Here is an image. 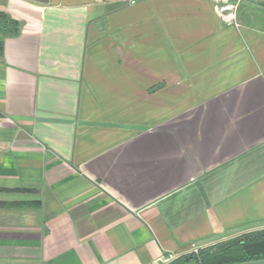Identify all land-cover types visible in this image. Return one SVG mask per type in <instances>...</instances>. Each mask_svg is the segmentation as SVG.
<instances>
[{
	"label": "crops",
	"instance_id": "1",
	"mask_svg": "<svg viewBox=\"0 0 264 264\" xmlns=\"http://www.w3.org/2000/svg\"><path fill=\"white\" fill-rule=\"evenodd\" d=\"M232 1L0 0V264L214 263L264 230V10Z\"/></svg>",
	"mask_w": 264,
	"mask_h": 264
},
{
	"label": "trees",
	"instance_id": "2",
	"mask_svg": "<svg viewBox=\"0 0 264 264\" xmlns=\"http://www.w3.org/2000/svg\"><path fill=\"white\" fill-rule=\"evenodd\" d=\"M0 26L2 30H6L8 34L14 35L16 33V23L8 19L5 15L0 14ZM3 32V31H2ZM253 234V235H252ZM252 236L244 235L246 238L243 242L238 244L222 243L213 247L211 251H214L221 258V260L214 263H207L200 257V251L197 254H192L199 259L200 264H232L238 262H244L249 260H257L264 258V230L261 233H252ZM234 245V246H232ZM235 246H237L235 248Z\"/></svg>",
	"mask_w": 264,
	"mask_h": 264
},
{
	"label": "built area",
	"instance_id": "3",
	"mask_svg": "<svg viewBox=\"0 0 264 264\" xmlns=\"http://www.w3.org/2000/svg\"><path fill=\"white\" fill-rule=\"evenodd\" d=\"M246 1L257 5L259 8L264 10V0H233L232 3L230 4L218 3V5L215 6V12L217 16L221 18L224 22L233 24L235 20L234 10L239 4ZM133 3L134 1H130V4ZM191 252L193 254H197L199 250L193 248ZM175 260H176L175 255L172 254L162 255L157 260H155L153 264H172Z\"/></svg>",
	"mask_w": 264,
	"mask_h": 264
},
{
	"label": "water",
	"instance_id": "4",
	"mask_svg": "<svg viewBox=\"0 0 264 264\" xmlns=\"http://www.w3.org/2000/svg\"><path fill=\"white\" fill-rule=\"evenodd\" d=\"M232 264H264V258L263 259H257V260L238 262V263H232Z\"/></svg>",
	"mask_w": 264,
	"mask_h": 264
},
{
	"label": "rangeland",
	"instance_id": "5",
	"mask_svg": "<svg viewBox=\"0 0 264 264\" xmlns=\"http://www.w3.org/2000/svg\"><path fill=\"white\" fill-rule=\"evenodd\" d=\"M259 233H261V231H259ZM253 235V234H252ZM251 234H249L248 235V237L249 236H252ZM245 236H241V237H239V238H237V239H235V240H233L232 242L234 243V244H238V242L240 243V242H243V241H245V239L246 238H244ZM229 243H231V242H229ZM232 246H234V245H232ZM237 246H235V248H236Z\"/></svg>",
	"mask_w": 264,
	"mask_h": 264
}]
</instances>
